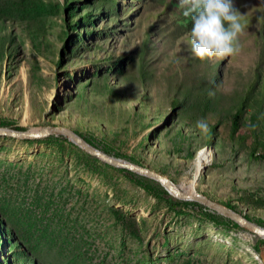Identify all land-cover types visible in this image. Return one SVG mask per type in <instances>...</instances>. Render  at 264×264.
I'll list each match as a JSON object with an SVG mask.
<instances>
[{
	"label": "rangeland",
	"instance_id": "374dc122",
	"mask_svg": "<svg viewBox=\"0 0 264 264\" xmlns=\"http://www.w3.org/2000/svg\"><path fill=\"white\" fill-rule=\"evenodd\" d=\"M147 2L0 0V128H67L264 228L256 56L180 47L191 21L178 0L144 37ZM0 264H264V236L63 135L0 136Z\"/></svg>",
	"mask_w": 264,
	"mask_h": 264
},
{
	"label": "clouds",
	"instance_id": "9594fccd",
	"mask_svg": "<svg viewBox=\"0 0 264 264\" xmlns=\"http://www.w3.org/2000/svg\"><path fill=\"white\" fill-rule=\"evenodd\" d=\"M184 17L191 21L189 45L194 57L224 59L240 51L239 36L245 25L234 0H178ZM201 133L209 132L205 120L197 121Z\"/></svg>",
	"mask_w": 264,
	"mask_h": 264
},
{
	"label": "water",
	"instance_id": "95a60500",
	"mask_svg": "<svg viewBox=\"0 0 264 264\" xmlns=\"http://www.w3.org/2000/svg\"><path fill=\"white\" fill-rule=\"evenodd\" d=\"M49 134H59L65 136L68 140H70L72 143L77 145L78 147L82 148L83 150L89 152L92 156L97 157L98 159L112 165L115 167L123 168L126 170H130L133 172H136L138 174L147 176L149 178H152L158 183L172 196L184 199V200H195L197 202H201L202 204L216 210L217 212L231 218L235 222L246 226L249 228L253 233H256L257 235L264 236V228L251 223L247 222L245 219L240 217L237 213L233 212L229 208L223 206L220 203H217L215 201H212L208 198H205L204 196L198 194V193H183L179 190H177L173 183L164 175L159 174L158 172H155L147 167H143L141 165H137L134 163H130L118 158H114L96 148L89 145L84 139H82L80 136H78L73 131L62 128V127H53V126H45L42 129L39 130H12L7 128H0V136H10L14 138H29V139H38L42 138L44 136H48Z\"/></svg>",
	"mask_w": 264,
	"mask_h": 264
},
{
	"label": "trees",
	"instance_id": "16d2710c",
	"mask_svg": "<svg viewBox=\"0 0 264 264\" xmlns=\"http://www.w3.org/2000/svg\"><path fill=\"white\" fill-rule=\"evenodd\" d=\"M234 4L242 14L243 18L241 22L245 25L243 33L239 36V42L245 43L247 45L246 50L254 53L256 56L254 64L257 67V64L259 63L260 69L264 75V0H234ZM167 5L168 4L165 0H148V2L144 4L135 19L136 27L145 30L143 33L144 37L150 34L149 28L151 24L156 17L164 12ZM85 17L86 16L84 15V19ZM181 38L180 47H185L186 50H189L190 30H188L187 35H184ZM228 59L236 60L237 55L230 56ZM253 79L254 81L256 80L255 73L253 74ZM262 81V84H264V80ZM261 90L264 91V88ZM248 95L249 93L246 92L245 98ZM170 103L171 105L175 104L173 101ZM238 112L239 111H236L233 116L234 123L232 129L236 128V122L239 117ZM259 157L262 156L259 155Z\"/></svg>",
	"mask_w": 264,
	"mask_h": 264
},
{
	"label": "bare ground",
	"instance_id": "6f19581e",
	"mask_svg": "<svg viewBox=\"0 0 264 264\" xmlns=\"http://www.w3.org/2000/svg\"><path fill=\"white\" fill-rule=\"evenodd\" d=\"M32 130H39V129H32ZM204 156V155H203ZM201 159V158H200ZM204 159V158H203ZM199 166V165H198ZM174 185V184H173ZM174 187L177 189V190H179V191H181V192H183V193H187V194H189V193H193V191H194V185H193V183L190 181L188 184H182V185H180L179 187L178 186H176V185H174Z\"/></svg>",
	"mask_w": 264,
	"mask_h": 264
}]
</instances>
